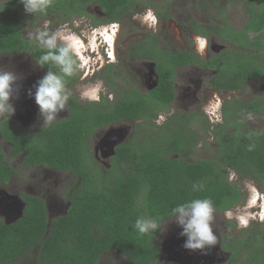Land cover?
I'll use <instances>...</instances> for the list:
<instances>
[{
    "label": "trees",
    "instance_id": "trees-1",
    "mask_svg": "<svg viewBox=\"0 0 264 264\" xmlns=\"http://www.w3.org/2000/svg\"><path fill=\"white\" fill-rule=\"evenodd\" d=\"M132 3L52 0L51 7L36 18L69 23L87 16V7L96 4L107 15L103 22L114 23L128 14ZM242 7L247 16L245 28L236 31L226 24L220 26L219 32L221 38L231 39L234 46L242 49H230L212 61L200 63L218 69L212 85L222 91L239 90L245 87L246 80L264 77V66L252 54H264V0H243ZM22 9L19 0H3L0 4V53L29 52L36 60L42 50L23 36ZM220 13L226 23V11ZM170 57L172 69L200 60L188 53ZM164 61L157 59L160 82L149 94L132 87L119 95L116 105L107 98L101 103L86 104L71 97V117L34 134L2 124L3 140L11 145V158L25 154L24 167L44 166L70 173L81 177L83 183L72 193L67 213L56 219H50L41 197L29 195L23 196L26 208L22 218L10 224L0 218V264H17L34 250L41 264H98L108 251L120 252L132 264H157L160 250L153 243L157 231L141 236L134 228L137 217L163 222L171 216L172 208L193 198H211L219 212L237 207L245 194L238 183L230 180V170L264 187V131L249 129L242 122L245 112L263 114L264 103L245 104L239 100L226 108L225 125L214 130L217 148L212 159L195 163L172 159V155L197 145L195 134L151 124L153 141L149 146L121 144L115 149L111 171L91 170L89 164L94 161L87 152L88 141L98 130L126 121L151 120L156 113L168 110L176 94L174 70ZM198 120L200 129H204V117L201 115ZM16 175L17 170L7 161L0 143V185L8 184ZM194 183L203 184V190L193 191ZM237 256L235 253L228 264H264V247L260 257L252 255L245 263L238 261Z\"/></svg>",
    "mask_w": 264,
    "mask_h": 264
},
{
    "label": "rangeland",
    "instance_id": "rangeland-1",
    "mask_svg": "<svg viewBox=\"0 0 264 264\" xmlns=\"http://www.w3.org/2000/svg\"><path fill=\"white\" fill-rule=\"evenodd\" d=\"M141 9L133 10L125 16L122 21L116 24L103 22L106 21V14L96 4L88 8L87 16L77 17L69 23H59L54 19L43 21L39 17L26 15L21 10L24 20L21 31L26 40L28 31L43 29L47 25L48 30L67 24L76 33H87L91 39L84 40V50L82 52L83 66L76 72L77 79L71 85L69 91L83 103H99L101 97H109L108 101L116 105L119 101V95L126 89L133 86L145 91V85L148 83L147 74L149 68L147 61L131 57L130 50H134L140 41L145 39L151 32H156L160 37L162 44L170 49L199 48V52H207L206 38L197 37L192 41L193 33L189 29V24L196 26L204 23H222L223 18L216 12L226 11L229 22L234 28H243L247 23L246 12L242 8L243 0H206L207 9L201 11L195 9L194 0H140ZM3 0H0V4ZM205 5V4H204ZM166 6V9H165ZM154 8L157 10L155 12ZM146 9V10H145ZM219 12V13H220ZM161 23H160V18ZM2 14L0 12V19ZM160 23L157 25L155 23ZM31 41V40H29ZM205 43V45H204ZM204 46H201V45ZM35 46H37L34 43ZM216 47L223 48V43L216 44ZM253 58L264 66V54L252 51ZM29 52H19L14 54L0 53V70L15 73L20 79L17 82L19 93L33 89L37 80L43 77L40 67L32 59ZM106 66L101 70L102 66ZM141 74V75H140ZM197 74V76L207 77L206 73L179 71L177 85L178 90L175 104H172L168 110L156 113L151 120H141L139 122H125L110 126H104L98 130L88 141V153L94 162H90L91 170L99 168L107 173L113 169L111 158L113 150L121 144H131L145 148L153 141L150 131V125L155 124L163 127V123L168 119L169 112L173 114L176 111L199 112L197 117H204V124L198 139L197 145L192 149L181 154H174L172 159L182 158L186 162H196L199 160L211 159L215 154L217 145L215 139L208 128L212 125L221 124V103L239 100L248 104L251 102H262L264 100V77L249 79L246 81L243 90L234 93L220 95L209 89V81L202 80L200 89L193 85V88L187 96L190 100L185 102L186 92L182 90L188 85V79ZM113 76V81L111 77ZM141 77H140V76ZM142 77L144 80L142 81ZM97 81L103 82V88L98 94L99 99L94 101L82 100L80 91L87 85H92ZM194 82L200 85L199 78ZM114 86V88H112ZM115 97V98H114ZM102 100V99H101ZM193 102L188 105L186 103ZM8 118L15 123L22 132L34 134L43 129V122L31 123L28 127H23L15 116V113ZM40 119H42L39 116ZM2 119V118H1ZM57 121V119H56ZM54 121L53 123H55ZM242 122L252 130L264 131V113L250 114L242 116ZM56 124V123H55ZM51 125V124H50ZM207 127V128H205ZM200 126L198 127L199 130ZM158 129H154L157 132ZM204 131V132H203ZM2 145L6 153L7 161L17 170V175L5 186L0 185V218L6 223H12L18 217H11L1 205L6 195L20 199L23 195H33L41 197L47 205L50 219H56L67 213L70 207V197L83 183L81 177L71 174L58 173L48 168L28 169L23 165L21 157L12 159L9 156L11 146L7 143ZM230 180L239 184L245 199L237 207L227 212L215 211L213 223L214 233L219 239L224 241L234 237L233 241L241 244L242 240L251 238L248 234L256 235L259 233L263 238L264 244V187L258 183L242 178L230 172ZM259 211V214L257 213ZM260 215V218L259 216ZM182 229L175 223L174 219H167L162 222V227L157 231L153 238L159 245L166 242L171 237H181L179 233ZM248 248L242 250V256L249 259L251 255ZM232 255L228 262L232 260ZM231 259V260H230ZM17 264H41L38 260L37 250L26 255ZM98 264H132L116 252H108L103 255Z\"/></svg>",
    "mask_w": 264,
    "mask_h": 264
},
{
    "label": "flooded vegetation",
    "instance_id": "flooded-vegetation-1",
    "mask_svg": "<svg viewBox=\"0 0 264 264\" xmlns=\"http://www.w3.org/2000/svg\"><path fill=\"white\" fill-rule=\"evenodd\" d=\"M132 1H133V3L131 6V9L127 15H129L133 10H135L137 8L141 9L140 7H138L139 5H141L140 0H132ZM194 4H195V9L199 8L201 11H203V9L206 12L210 11V9L209 8L207 9V7H206L208 5V3L206 4V0H194ZM90 6L87 7L86 11L88 10V8ZM165 9H166V6H165ZM154 10L157 13V10L155 8H154ZM87 13H88V11H87ZM215 13H218L222 18L224 17L219 12L215 11ZM225 16L227 17L226 23H225L224 18H223L222 23H218V22L217 23L214 22L213 24H210V23L202 24V23H200V24H197L196 26L189 24V26H190L189 29L193 33V35H191L192 41H195V39L197 37H208V38H206L207 41L205 40L206 46H207V52L204 54H201L199 52V48H193V49L186 48V49H176V50L170 49L167 46H164L162 44L160 37H158V35L156 34L155 31L151 32L145 39L140 41V43L134 47V50H130L131 57L147 61L148 62L147 66L150 69L149 73L146 75L148 78V83L144 86L146 90L140 91L141 89L139 90V88H136V87H135V89L137 91L141 92L142 94H149V93L155 91L158 88L159 82H160V75L158 73L157 59L158 60L159 59L165 60L164 61L165 64L169 65V68L172 69L173 63H172V57H170V55H178L181 53H188V54H192L193 57H197L200 60L195 61V62H191L189 65H186V66H177V67L172 69V70H174L173 88L175 90L176 96H175L174 100L172 101L171 105L175 104V101L177 99L178 90H180L178 85H177V82H178L177 77H178V72L182 71V70L195 72V73L201 72V73H206L208 75L207 77H204L202 74H201V76H197V74H195V75H192L188 79V85L182 89V90H184L183 92H186L185 102L190 100L189 98L187 100V96L189 95V92L193 88V85L195 84L196 87L198 89H200L202 86V80L203 79H206L205 81H209L208 85H209L210 90L215 91L220 95L234 93L236 91L243 90L245 87L242 89L233 90V91L219 90L218 88H216L212 85V79L219 73L218 69L207 68V67H203L201 65V64H203L202 60L205 62L212 61L214 56H220L223 52L229 51L230 49H233V50H237V49L241 50L242 49L239 46H234L232 44L233 42L231 39L221 38V34L219 33L220 32V26H222V25L225 26L226 24H229L231 29L236 30V31H240V30H243L245 28L247 23L241 29L240 28H234L231 25V23L229 22L227 12L225 13ZM106 17H107V15H106ZM159 18H160V23H161L162 18L160 16H159ZM114 23L116 24L117 22H114ZM114 23H112V24H114ZM160 23L156 22L155 24L160 25ZM220 43H223V48L218 49V47H216V44H220ZM204 45H205V43H204ZM204 45L202 44L201 46H204ZM14 53H19V52H14ZM14 53H5V54H14ZM32 59L36 63V60L34 58H32ZM225 59H227V58H225ZM229 65L230 64L228 63L227 66H229ZM104 67H106V66L104 65L100 69L103 70ZM40 69H41L42 73H46L48 71V69L45 67H43V68L40 67ZM53 70L58 71V69H56V68H53ZM198 78H199V83H200L199 86H197V84L194 82V80L198 79ZM76 79H77L76 73L72 77L66 78L68 89L71 87V85L74 84ZM112 80H113V78H112ZM143 80H144V78L142 77V81ZM246 81H245V85H246ZM71 97H75L80 103H83L76 97V95L71 93V96H70V98L66 104V109L63 112L58 114L57 121L55 123L62 122V121L67 120L68 118L71 117V115H72V109L70 107ZM103 98L108 99L109 97L108 96L107 97H104V96L101 97V99H103ZM101 99H100L99 103L102 102ZM234 101L221 103L222 106H221L220 110H221V116H222L223 121L221 124L212 125L210 130L208 131L209 133H211L213 135L216 145H217V139H216L217 137L214 134V130L217 126L225 125V123H226L225 122L226 108H228L230 106L229 104L233 103ZM10 102L14 105L15 116L18 119L19 123L23 127H28L31 123H35L37 121L43 122V120L39 118L38 107L35 104L34 98H30L27 91L19 93V98L13 99ZM192 103L193 102H188L186 104L190 105ZM263 103H264V100L262 102L257 103V104L262 105ZM194 111H195V109L194 110L192 109L190 111H179L178 110L176 112H173V114H171L169 112V114L167 116L168 119L162 125L167 126V128L169 126H172L176 129H182L183 131L188 132L191 136L195 134V136H196L195 140L198 141L199 136H200L199 131L202 132L203 129L199 128V130H198L199 120H198L197 115L199 112H194ZM246 113H249V112H245L244 114H242V116L245 115ZM250 114H260V113H250ZM179 115H187L188 118L187 119H178ZM9 119H11V118L9 117ZM141 120H144V119L137 120L136 122H139ZM145 121H148V120H145ZM4 122L7 124H10V125H13L15 128H17L16 124L11 122L7 118H2V119L0 118V143H1V145H2V141H3V143H7L3 140V135L1 133V127H2V124ZM126 122H134V121H126ZM204 122H205V120H204ZM55 123H52V124H55ZM243 124L246 125L245 123H243ZM47 126L48 125H45L44 128H46ZM255 131H257V130H255ZM261 131H263V130H261ZM7 144H9V143H7ZM2 147H3V145H2ZM189 150H192V149H189ZM186 151H188V150H186ZM186 151H184V152H186ZM179 154H181V153H179ZM215 155H216V152H215V154H213L212 158ZM24 156H25V154L21 155V156L14 157L12 159L21 157L24 160ZM112 158H111V160H112ZM180 159H182V158H180ZM190 163H195V162H190ZM38 167L46 168L44 166H36L33 168H38ZM28 169H31V168H28ZM48 169H51V168H48ZM57 172L58 173H65V172H60V171H57ZM230 172H231V170H230ZM66 174H70V173H66ZM3 186H5V185H3ZM23 196L20 199H18L17 197L10 196V195H6L3 198L1 205L4 206L6 212L9 213V215L11 217L22 218L21 215L23 214V211L26 208V203L23 200ZM29 196H33V195H29ZM14 199H18L21 202L20 208L22 210L21 209L15 210V208L12 207L13 204L15 203ZM215 211H217V210H215ZM217 212H219V211H217ZM220 213H223V212H220ZM257 213L259 214V211ZM258 216L260 218V215H258ZM169 219H172V218H169ZM248 235L253 236V237L242 240L240 245H238V243L236 241L235 242L233 241L234 237H230V239H226V240L222 241L219 239V236L217 235L218 239H217L216 245L212 246L211 248H206L205 250H196V251L186 250L183 247L185 240H186V237H171L161 245H159L155 242V240L157 239L155 237V238H153V243L160 250V254H159V257L157 260V264H228L230 262V261L228 262L230 255H232L231 257L233 258L235 253L238 254L237 260L245 263L246 261H248V259H245L242 256H240L242 254V250L244 248H246V247L248 248L247 249L248 253L251 256L252 255H258L260 257L262 254V249L264 247L263 238H262V236L259 235V233L256 234L255 236L252 234H248ZM108 252L120 253L118 251H108ZM108 252H106V253H108ZM128 263H130V262L128 261Z\"/></svg>",
    "mask_w": 264,
    "mask_h": 264
},
{
    "label": "clouds",
    "instance_id": "clouds-1",
    "mask_svg": "<svg viewBox=\"0 0 264 264\" xmlns=\"http://www.w3.org/2000/svg\"><path fill=\"white\" fill-rule=\"evenodd\" d=\"M19 3L26 15L36 17L51 7L52 0H19ZM27 37L42 50L36 64L41 68L48 66V71L33 85L34 92L29 89L28 95L35 100L43 126L50 125L66 109L71 96L66 78L72 77L83 66L84 40L91 37L87 33L74 32L67 24L52 31L45 25L43 29L28 31ZM53 67L58 71H54ZM19 79L13 72L0 70V118L8 119L15 113L10 101L19 98ZM102 88V81L87 85L80 91V98L98 100ZM203 187V184L194 183L192 190L200 191ZM214 214L211 198H193L172 208L169 218L174 219L182 229L179 235L186 237L183 245L186 250H205L216 245L218 237L213 230ZM161 227L162 221L148 216L137 217L134 223L141 236L153 234Z\"/></svg>",
    "mask_w": 264,
    "mask_h": 264
},
{
    "label": "water",
    "instance_id": "water-1",
    "mask_svg": "<svg viewBox=\"0 0 264 264\" xmlns=\"http://www.w3.org/2000/svg\"><path fill=\"white\" fill-rule=\"evenodd\" d=\"M114 154H115V150H113V155H114ZM14 201H15V203L13 204L12 207L15 208V210H16V209H21V208H20L21 202H20L18 199H14ZM21 210H22V209H21ZM21 210H20V211H21ZM22 215H23V214H22ZM22 215H21V217H22ZM19 219H20V217H18L16 221H18ZM16 221H15V222H16ZM12 223H13V222H12ZM7 224H10V223H7Z\"/></svg>",
    "mask_w": 264,
    "mask_h": 264
}]
</instances>
